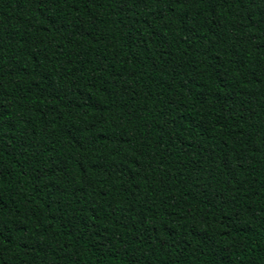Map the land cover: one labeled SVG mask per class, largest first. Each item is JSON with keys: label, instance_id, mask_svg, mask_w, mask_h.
<instances>
[{"label": "trees", "instance_id": "obj_1", "mask_svg": "<svg viewBox=\"0 0 264 264\" xmlns=\"http://www.w3.org/2000/svg\"><path fill=\"white\" fill-rule=\"evenodd\" d=\"M0 264H264V0H0Z\"/></svg>", "mask_w": 264, "mask_h": 264}]
</instances>
